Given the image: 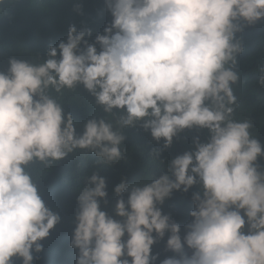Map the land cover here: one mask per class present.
Listing matches in <instances>:
<instances>
[{
    "label": "clouds",
    "instance_id": "obj_1",
    "mask_svg": "<svg viewBox=\"0 0 264 264\" xmlns=\"http://www.w3.org/2000/svg\"><path fill=\"white\" fill-rule=\"evenodd\" d=\"M13 2L0 0V13ZM105 4L112 21L95 44L85 40L90 29L70 25L66 42L49 46L42 63L13 57L0 71V264L14 257L33 264V252L43 251L41 241L61 220L45 205L30 166L51 167L76 150L94 153L97 165L118 164L123 130L137 125L165 149L185 129H207L209 137H197L194 151L177 155L148 183L122 177L114 187L119 219L100 207L106 179L98 171L86 176L70 241L76 264H155L152 246L166 233L175 255L160 264H264V146L251 135V120L233 118L237 58L245 51L237 34L264 20V0ZM257 82L264 86V68ZM78 86L104 113L119 114L115 127L93 116L77 133L73 114L50 92ZM193 185L200 191L182 238L159 205Z\"/></svg>",
    "mask_w": 264,
    "mask_h": 264
},
{
    "label": "trees",
    "instance_id": "obj_2",
    "mask_svg": "<svg viewBox=\"0 0 264 264\" xmlns=\"http://www.w3.org/2000/svg\"><path fill=\"white\" fill-rule=\"evenodd\" d=\"M111 21L112 16L105 0H14L4 5L0 13V71H7L9 59L13 57L42 63L47 59L49 46H55L60 41L66 42L70 25H75L77 31L90 29L91 35L86 34L85 40L95 44L96 35L104 34L105 27ZM237 35L243 37L245 51L237 58L240 82L234 86L238 106L233 118L251 120L253 127L249 131L264 146V86L257 82L261 68H264V20L245 26L243 32ZM96 47L99 51V44ZM50 94L62 104L65 113L73 114L77 122V133L83 131L85 122L93 116L103 117L116 126L119 114L104 113L82 86L73 90L65 89L62 94L54 91ZM123 134L125 140L121 147L124 152L118 164L97 165L94 153L76 150L65 159L54 162L51 167L40 164L30 166L45 205L61 217L60 222L50 230L49 237L41 241L43 251L33 252V264H76L78 250L70 247V241L78 211L77 196L84 186L86 176L98 171L106 179L107 203L101 199L100 207L110 216L119 219L115 216L114 207L120 197L114 192V187L122 177H126L130 185L148 183L166 171L177 155L194 151L197 137L201 143L207 142L209 137L207 129H185L165 149L163 139L157 142L150 131L138 125L125 128ZM153 150L159 155L150 157L149 153ZM258 163L264 170V157L258 158ZM198 191L199 185H193L187 193L173 191L171 197L159 205L163 214L169 215L172 221L180 225L182 238L185 225L193 219L189 215L195 208L192 195ZM123 195L126 200L127 193ZM168 235L166 233L163 239L152 246V253L158 254L155 264L175 255L166 249ZM13 262L22 264V259L14 257Z\"/></svg>",
    "mask_w": 264,
    "mask_h": 264
}]
</instances>
